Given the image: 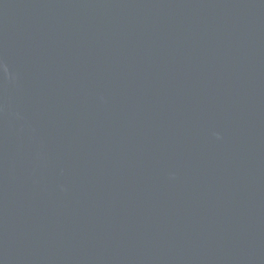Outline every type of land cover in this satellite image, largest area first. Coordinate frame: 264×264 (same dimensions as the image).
<instances>
[{
	"label": "water",
	"instance_id": "95a60500",
	"mask_svg": "<svg viewBox=\"0 0 264 264\" xmlns=\"http://www.w3.org/2000/svg\"><path fill=\"white\" fill-rule=\"evenodd\" d=\"M0 264H264V0H0Z\"/></svg>",
	"mask_w": 264,
	"mask_h": 264
}]
</instances>
